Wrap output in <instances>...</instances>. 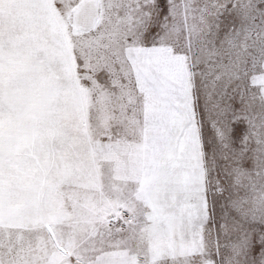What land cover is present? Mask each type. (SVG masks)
Segmentation results:
<instances>
[{"label": "snow or ice", "instance_id": "snow-or-ice-1", "mask_svg": "<svg viewBox=\"0 0 264 264\" xmlns=\"http://www.w3.org/2000/svg\"><path fill=\"white\" fill-rule=\"evenodd\" d=\"M0 264H264V0H0Z\"/></svg>", "mask_w": 264, "mask_h": 264}]
</instances>
